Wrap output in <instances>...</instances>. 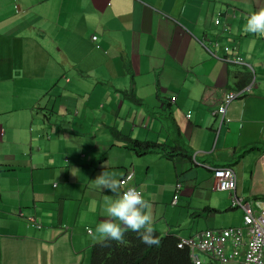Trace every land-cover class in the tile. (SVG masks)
Masks as SVG:
<instances>
[{
	"label": "crops",
	"instance_id": "obj_1",
	"mask_svg": "<svg viewBox=\"0 0 264 264\" xmlns=\"http://www.w3.org/2000/svg\"><path fill=\"white\" fill-rule=\"evenodd\" d=\"M261 9L264 0H0V264H90L103 202L116 198L94 183L105 171L121 193L145 195L162 237L242 225L214 169L234 171L236 194L264 204V39L244 31ZM248 87L220 125L225 95ZM114 132L191 155L137 154Z\"/></svg>",
	"mask_w": 264,
	"mask_h": 264
},
{
	"label": "built area",
	"instance_id": "obj_2",
	"mask_svg": "<svg viewBox=\"0 0 264 264\" xmlns=\"http://www.w3.org/2000/svg\"><path fill=\"white\" fill-rule=\"evenodd\" d=\"M219 24V20H216L215 25ZM92 40L97 41V38L93 37ZM236 62L243 63V59L237 58ZM247 91L249 87L243 91L225 95L222 104L214 113L221 118L220 125L224 122L229 104ZM131 177L132 174H128L120 182V186L124 188ZM213 178L218 191L229 193L231 209L242 210V225L219 230L207 229L198 232L193 237L180 238L178 248L188 251L192 264H264V204H259L256 208L255 203L236 194L237 178L231 169H214ZM180 191L181 184L179 183L173 198V205L177 204ZM30 221L35 223L34 220ZM200 255L206 256L209 261L203 260Z\"/></svg>",
	"mask_w": 264,
	"mask_h": 264
},
{
	"label": "clouds",
	"instance_id": "obj_3",
	"mask_svg": "<svg viewBox=\"0 0 264 264\" xmlns=\"http://www.w3.org/2000/svg\"><path fill=\"white\" fill-rule=\"evenodd\" d=\"M244 31L258 39H264V9L247 17ZM94 183L102 191L116 194L115 199L106 198L103 202L102 211L106 219L95 227L98 241L122 244L126 232L130 230L137 233L141 241L148 246L159 244L152 227L151 203L140 190L129 187L121 193L118 180L106 171L99 175Z\"/></svg>",
	"mask_w": 264,
	"mask_h": 264
},
{
	"label": "trees",
	"instance_id": "obj_4",
	"mask_svg": "<svg viewBox=\"0 0 264 264\" xmlns=\"http://www.w3.org/2000/svg\"><path fill=\"white\" fill-rule=\"evenodd\" d=\"M124 95L131 101L140 102L136 99L133 89L124 92ZM167 117L170 118L173 133L175 132L176 138L179 140L178 127L169 114H167ZM113 135L116 139L124 141L127 149L137 154H147L149 151L161 150L167 152L166 149L164 150V146L156 143H140L121 137L117 132H114ZM181 145L183 147H177L176 150L167 152L168 159H174L177 156L189 158L191 152L187 150L188 148L183 143ZM154 236L159 240L158 245L148 246L144 244L139 235L130 230L126 232L125 241L122 244H117L114 241L101 242L93 247L90 264H192L188 251L178 248L179 238L174 236L162 237L157 232H154Z\"/></svg>",
	"mask_w": 264,
	"mask_h": 264
},
{
	"label": "rangeland",
	"instance_id": "obj_5",
	"mask_svg": "<svg viewBox=\"0 0 264 264\" xmlns=\"http://www.w3.org/2000/svg\"><path fill=\"white\" fill-rule=\"evenodd\" d=\"M237 210V209H236ZM200 257L203 259V260H205V261H209V259L206 257V256H204V255H200Z\"/></svg>",
	"mask_w": 264,
	"mask_h": 264
}]
</instances>
